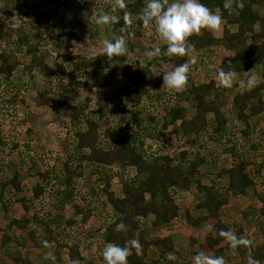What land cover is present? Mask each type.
Returning <instances> with one entry per match:
<instances>
[{
    "label": "rangeland",
    "instance_id": "1",
    "mask_svg": "<svg viewBox=\"0 0 264 264\" xmlns=\"http://www.w3.org/2000/svg\"><path fill=\"white\" fill-rule=\"evenodd\" d=\"M237 1L239 0H231L230 7L235 11L234 13L242 6L250 4V10L246 11L244 16L255 15L251 10L250 1L253 0L240 1L241 7ZM162 2L165 6L171 3L170 0H162ZM125 3L126 0H124V5ZM114 6H116V0H49L45 6L42 0H0V23L4 26V37L1 44L10 38L9 46H19L20 51L16 53H18L17 56L21 63L14 72L13 78L0 84V168L3 169L0 177L10 179L21 167L19 161L21 154L13 151L15 144H18L22 151H25L27 144L30 145L32 156L28 160L31 166L29 171H33L35 174L42 169L47 171L49 168L48 175L46 174L44 181L41 182L42 186H40L43 187L44 194L35 202V206L31 207V210L38 213L40 218L53 227L54 241L51 242L52 244L43 241L41 249L37 251L33 249L34 243H27L24 249V257H27L30 252L33 264H77V262L71 263L67 260L66 252L62 255V261H57L55 249L57 242L59 244L62 241L69 245H78L81 255L88 261H94V264H104L101 253L105 244L100 240L99 233L105 231L106 222L110 216L113 218L114 212L107 202L103 188L105 185L108 186L111 193L121 198L123 195L122 180L135 179L140 175H138V168L123 169L116 166L109 167L110 169L105 171L108 173L107 177L106 173L105 176L100 174L90 162L81 158V154L77 151L78 140L74 135L71 120L64 115L61 118L57 108L67 109L72 105H87V113L98 120V134L105 151L112 150L113 143L115 141L121 142L122 137H125L136 143L138 149L143 145L146 159H148L146 163L149 165L162 162V158H157L153 154L148 156L150 152L155 151L153 150L155 145L160 147L161 153L157 154L160 157L168 154V152L180 151L184 147V143L179 142L181 140L175 138L171 140L170 137L165 136L166 131L163 130L162 126L157 125L160 120L159 114L156 115L157 111L164 113L165 110L178 105L180 92H175L166 87L162 88L163 73L171 71L176 65L171 57L167 56V63L161 67L160 61L162 57H165L163 51L160 55L151 58L145 55L146 51L154 47H160L161 50L165 49L163 48L165 45L160 41L154 27L132 29L136 49L129 57L128 62L135 70L142 72L143 77L142 80L138 81V84L140 88L142 87L141 89L145 88L146 92V94L140 93L142 101L135 105L136 112L130 111L131 107L125 105L123 97L114 95V91L118 87L125 85L121 73L105 89L89 92L86 88H82L83 90L81 89V92L77 94L69 92L70 85L58 74V67L63 62L62 58H58V55L64 52L70 56H79L80 59H77V62L82 59H106L101 41L103 39L112 40L116 36L109 32L111 25H98L96 18L102 12H107L117 16L118 20L124 7L119 8L117 6L113 12ZM260 11V15L263 16L264 4ZM218 13L222 17V23L218 28L220 31L210 32L202 29L199 34H196L200 38H194L196 39L194 42L201 44L200 49L195 50L190 47L186 53L189 59H195V63L190 64V70L194 68L193 74L197 81L208 80L212 76L217 77L218 68L215 67L219 64L215 62L221 56L215 47L218 45L223 47L226 33L232 31L231 27H227L228 23L225 21L228 15ZM130 23L138 26L135 20ZM254 25V29L260 30L258 23ZM20 34H22L21 40L27 38V42L18 45L17 39ZM213 35L220 40H215ZM70 36L72 38L69 48ZM207 38L214 39L213 44L208 45L210 47L204 45V42L208 40ZM34 58H36L35 61H33ZM46 66L50 68V71H44ZM66 66L68 71L71 70L68 63ZM228 67H224L225 70ZM253 70L255 71V69ZM1 81L2 79H0V83ZM43 91L48 92L46 99L50 102L49 106H44L39 96ZM192 103L189 102L188 104L190 105L189 111L193 108ZM100 108H103L102 112ZM151 117L157 118L153 121ZM29 127H31L32 133H30ZM167 134L172 135L173 133ZM37 136L45 138L47 142H50L49 145L46 146L45 141L43 145H38ZM37 156L47 157L49 159L47 161L48 166L38 163L36 161ZM68 169L72 170L73 174L75 173L71 184L65 183V178L69 175ZM29 171L21 172L22 177H25ZM30 176L32 177L33 174L31 173ZM29 180L28 178L27 183ZM30 181V184L34 183L33 180ZM8 191L5 194V199H12L13 194ZM175 194L178 200L184 198L183 200L186 201L188 199L184 192L181 194L175 192ZM17 203L19 205L16 208V216H19L22 208L21 203ZM75 204L82 210L80 216L76 215ZM180 207L183 210L181 215L185 219L186 208H184V203H181ZM89 209H94V211L92 210V216L85 221L83 218ZM13 212L15 215L14 209ZM201 217V215H197L194 218L200 219ZM258 217V214L250 213L247 230H243L244 227L237 228L233 233L241 239L243 237L244 239H251L256 235L254 241L260 240L262 242L264 223ZM72 221L75 222L70 224L69 222ZM151 221H153L152 216L142 221L143 227L148 229L144 232H148V239L150 240L153 239L150 232L153 231V237H160L165 235L167 231H174L177 225L176 223L174 228L169 229L164 226L159 229H152ZM179 223L183 225L182 222ZM179 223L178 227L181 230ZM207 226L208 228L204 227V230L200 229L197 232L198 240L193 238V244L196 241L199 243L206 237L207 229L208 231L211 229L209 224ZM252 226L258 228L260 232L258 234L253 233V228L250 230ZM24 236L27 238L26 234ZM190 252L194 254L193 250ZM190 252L174 251L172 254L175 259L173 261L192 264ZM236 253L235 248L227 249L225 264H248V260H243ZM1 254L5 256L3 251H0ZM158 255L159 251L150 250L147 261ZM0 264H15V262L5 257L0 261ZM258 264H264V260L258 261Z\"/></svg>",
    "mask_w": 264,
    "mask_h": 264
},
{
    "label": "trees",
    "instance_id": "2",
    "mask_svg": "<svg viewBox=\"0 0 264 264\" xmlns=\"http://www.w3.org/2000/svg\"><path fill=\"white\" fill-rule=\"evenodd\" d=\"M49 0H42L43 5H47ZM205 1L206 0H202ZM223 7L225 1H217ZM146 0H126L124 10L121 17L109 28V32L115 35L116 38L120 35H124L126 39L127 51L121 56H114L112 61L106 59H80L79 56H70L67 53L58 55V58H62L63 62L58 67V74L66 80L69 86L70 93H80L82 88H86L89 92H94L96 89H105L109 87L113 80L121 73L125 85L118 87L114 91L116 97H123L125 105H130V111H137L135 105L141 102V92H145V88L141 89L138 81L142 80L143 74L140 70H135L128 62L129 57L136 49V43L133 37V30L140 27L143 29L142 23L138 14L145 6ZM252 3L263 7L264 0H253ZM246 11H241L240 17L230 15L227 19L228 24H237L238 32L230 35L227 42L236 41L239 42L241 47L240 53L232 61V64L228 67L227 71L242 72L247 70L252 65L261 64L264 61V17L259 18L255 15L244 16ZM128 14L129 22L124 33H120L119 29L124 26V15ZM137 21V25H131V21ZM255 22L259 23L260 32L255 33L253 25ZM133 29V30H132ZM4 26L0 23V84L8 82L13 78L14 72L21 64L19 57L17 56L20 51L19 46H9V39L3 41ZM22 34L17 39V44H24L26 40H21ZM71 38L69 40L68 47L71 45ZM250 40L248 46L245 45L247 40ZM193 42V37L188 38V44ZM29 43V42H28ZM164 46L163 48H165ZM165 49L162 51L164 52ZM36 58L33 59L35 61ZM176 65L185 62L187 60V54L183 57H173L172 59ZM37 62V61H36ZM66 63L69 64L71 70L68 71ZM167 63V56L162 57L160 66L163 67ZM44 71H50L49 67H45ZM264 75V74H263ZM73 87V88H72ZM263 89V82H259L256 85L255 90L247 92L244 96L238 95L235 98L234 105L239 109V117L242 120H246L250 116L257 115L264 111V103L262 101L261 90ZM83 90V89H82ZM215 90L218 94L221 93L224 88L220 87L216 80L213 78L207 81H195L191 74H188V79L184 89L179 93L178 105L165 110L164 113L157 111L160 120L157 125H161L163 130H167L169 126L180 122L181 128L185 136L195 134L202 136L206 132L207 119L204 117L206 112L215 110L214 103L209 104L206 100L208 94ZM48 92L43 91L39 94L44 106H49L50 102L47 98ZM194 98L197 102L200 112L197 116L191 119L189 122L183 117L184 102ZM251 98H257L258 103L249 107V114L246 115L245 109L248 107L247 102ZM213 104V105H212ZM87 105H72L67 109L61 107L57 111L59 115L68 117L74 128V135L78 140L77 150L79 153L84 149L89 150L88 155H83L84 160L90 162L94 168L100 174L108 173L106 170L109 167L116 166L123 169L131 167L138 168L139 177L135 179L122 180L123 195L121 198L115 196L114 193L109 191L108 186H104L103 193L107 198V202L114 212V216H110L107 220V226L105 231L99 233L100 240L106 245L107 243H114L121 247L127 246L130 251L127 258V264H191L181 263L178 261L169 260L166 254L173 252L174 246L172 239L169 235L153 237L152 232L150 235L153 239H148V230L143 227L142 221L148 216L153 215L155 220L152 224V229H159L161 227L174 228L178 217L179 207L175 203L173 192L176 188L191 189V179L197 176V166L201 164L203 160H197L190 163L188 169L183 165H176L175 158L170 155L165 156L162 162L156 165H149L146 163L145 150L143 145L141 148L135 145L125 137H122L121 142H114L112 150L105 151L104 145L101 142L98 134V120L92 118L87 113ZM103 108H100L102 112ZM207 110V111H206ZM206 111V112H205ZM161 114V115H160ZM157 117H151L153 121ZM222 116L217 115V120ZM223 122H219V125ZM30 145L27 144L25 151L20 150L18 144L13 145V151L20 152L19 157L20 165L18 171L10 179L7 177H0V213H3L4 218L0 221V251L6 254V257L11 258L15 264H31L28 258H24V249L27 243H33L36 240V231L33 229L30 219H16L14 217L13 207L14 202L12 199H5L6 190L9 188L11 194L22 190V182H20L21 172H26L31 169L28 160L31 158L32 149L30 152ZM4 153V152H3ZM19 154V153H18ZM181 158L186 159L187 153L181 152ZM49 156V155H48ZM150 156V155H149ZM38 163H42L48 166L47 157H36ZM35 160V159H34ZM189 164V161L188 163ZM242 162L235 164L230 170L227 171L229 176V186L225 188H215L214 186H201L198 184L197 190L205 195V201L200 205V209H206L207 215L197 219L194 224L198 225L202 221H206L210 227L211 232L207 236L206 241L201 246V250L204 252H213L214 256H223L224 260L227 256V249L230 243L219 235L221 230L234 231L238 225L224 222L222 215L224 214L225 206L228 205L231 199L236 198L246 193V189L254 184L255 178L258 175V170L251 169L249 171L244 170ZM184 170V171H183ZM3 169L0 168V174ZM49 168L44 174H39L44 177L48 174ZM69 175L65 178L66 184H71L75 173L68 169ZM44 175V176H43ZM13 190V191H11ZM37 197H41L44 191L37 194ZM258 202L261 203V207H255L251 205L250 212L259 215V220L264 223V195H257ZM22 202V200H21ZM26 210L31 208L26 202H22ZM76 215L80 216L82 210L78 205H74ZM94 211V209H92ZM91 209L87 210L86 216L83 220H87L93 214ZM186 214L189 220H192L189 211L186 210ZM116 216V217H115ZM33 221L39 226H44L45 229V241L46 243L53 242L54 229L42 218L35 216ZM75 221L69 222L73 224ZM123 222L126 225V230L117 232L115 230L116 224ZM169 232V231H167ZM27 235V238L24 235ZM136 239L140 243V249L137 251L132 247L130 241ZM80 247L76 244L69 245L67 242L62 241L56 245L57 260L61 261L62 255L67 254V260L71 263L77 264H94V261H88L80 253ZM150 250L159 251L157 257L147 261V255ZM239 256L247 261L249 257L254 260H264V244L257 246L254 241H247L241 245L235 247ZM4 255H0V261L3 260Z\"/></svg>",
    "mask_w": 264,
    "mask_h": 264
},
{
    "label": "crops",
    "instance_id": "3",
    "mask_svg": "<svg viewBox=\"0 0 264 264\" xmlns=\"http://www.w3.org/2000/svg\"><path fill=\"white\" fill-rule=\"evenodd\" d=\"M170 1L172 2V0ZM217 1H225V0H206L205 3L204 1L200 0V2L203 3L205 6H207L211 11L220 12L222 14L226 13L228 17L230 15H234L235 17H240L243 16L241 15L242 14L241 11L250 10L249 9L250 4L241 7L240 1L242 0L237 1L241 9L238 8L239 10L238 9L236 10H238L240 13H237L238 11L234 13L235 11H233L231 7L223 10L222 6ZM250 2L252 8L251 10L255 14V16L259 18L264 17V15L263 16L260 15L261 14L260 10L262 7L257 5L256 3L255 4L252 3V1ZM256 6H258V8H255ZM225 21L226 23H228L227 20ZM227 27H231L232 31H228V33H226L225 35L226 39L224 36L225 45L223 47L225 50L220 45H218V47L214 46L215 49L217 48V50L219 51L221 57L218 61L216 60V62L212 61L219 64L218 65L219 67L217 66L215 68L223 69L225 72H227V70H225L224 67L230 66L232 64V61L235 59L236 56H238V53H240L241 50L240 47H242L240 46L239 42L236 41H232L230 43L227 42L228 37L230 35L236 34L238 32V25L227 24ZM254 28L255 25H253V29ZM254 32L258 33L260 32V30L254 29ZM192 37H193V42L191 41L189 44L195 50L197 48L199 50L201 44H198V42H194L196 40L194 38H200V37L197 36L196 34L192 35ZM213 38H215V40H220V38L215 37V35H213ZM207 39L208 40L207 42L206 41L204 42L205 43L204 45H206V47H210L208 45L213 44L214 39L213 40H211L210 38ZM249 43L250 40L248 39L247 42H245V45L248 46ZM214 52L216 53V51ZM137 59L140 60V58ZM172 59L173 57H171V60ZM188 59L189 58L187 55V60ZM253 69H255V71ZM260 71L261 73H259ZM193 73H194V68L193 70H190L188 74H191L193 79L196 81L197 79L195 78V75ZM233 73L234 75L231 79L230 86H221L219 84L217 77L214 76L210 77V79L213 78L214 80H216L217 84L220 87L224 88V90H222L220 94H218V92H216L215 90H212L206 97L207 102L209 104L214 103L215 106L214 111L212 110H210L209 112L207 110H206L207 112L205 111L206 114L204 115V117L207 119L206 132L202 134V136H197L195 134H190L185 136L181 128L180 122H177L174 125L169 126L167 130H165L166 131L165 136H167L168 138L170 137L171 140H174L173 138H175L176 140H181L179 142L181 143L183 142L184 147L180 151H176L172 153L168 152V154L162 155L161 157L159 155H156L157 158H162V159L165 156L170 155L172 158H175L176 165H180L181 163V165H183V167L186 169H188L190 163L195 162L197 160H203L201 164L197 166L196 169L197 176H194L191 179V189H181V188L175 189V192H178L179 194H181V192H184V194L188 196V199L185 197L187 199L186 201L183 200L184 198L178 200L176 198L175 192H173L174 199L180 201V202L178 201L175 202L179 207L178 217L176 220L177 225L175 224L176 227L174 231L171 232L169 231L165 233V235H169L172 239V244L174 246L173 252L174 251L176 252L177 250L185 251V252H190L193 250L194 254H197L199 252H204L201 250V246L206 241L207 236L212 231L211 229L209 231L207 229L206 237L203 238L199 243L197 241L194 244L192 243L193 238L198 240V237H196V235L198 234L197 232H199L200 229L204 230L205 229L204 227L208 228L207 226L208 223L206 221H202L198 225L194 224V222L197 220L194 218L195 216L201 215L202 217H204L205 215H207L206 209L199 208V205L203 201H205V195L197 190L198 184L201 183V186H207V187L214 186L215 188H219V189L228 187L229 176L227 175V171L230 170L235 164L242 162L245 168L244 169L245 172L251 169H255L258 170L259 173L255 178L254 184L246 189V193L244 195H240L236 198L231 199L228 205L225 206L226 208L224 210V214L222 215L223 221L231 224L236 223L238 225L237 228L244 227L243 230H247L248 221L251 213L249 207L251 205H254L255 207L258 208L261 207V203L258 202L257 195L258 194L264 195V111L257 115L250 116L246 120H242L239 117V109L235 107L234 101L238 95L244 96L245 94H247V92L255 90L257 83L263 82V89L261 90V95H262V101L264 103V75H263L264 61L261 64L252 65L247 70H244L242 72H233ZM253 77H254V82L251 87H248L246 84L245 85L241 84V81H246L247 79ZM202 81H207V79ZM237 85L239 87H236ZM189 102H193L192 103L193 108L190 109V111H189L190 105H188ZM257 103H258L257 98H251L249 102H247L248 107L245 109L246 115L249 114L250 111L249 107L254 106ZM199 112L200 110L194 98H191L184 102L183 117L185 118L186 121L189 122L191 119L195 118ZM217 115L222 116V118L220 120L219 119L217 120ZM60 117L62 118V115H60ZM221 121L223 122V124L219 125V122ZM29 128L31 130V127ZM170 132H172L173 134L168 135L167 133L170 134ZM30 133H32V130L30 131ZM37 139L39 143L38 145H43L44 141H45L44 144H46V146H48L50 143L47 142L45 138L43 139V137L41 136L40 137L37 136ZM181 152L187 153L186 159L181 158L180 155ZM80 154L82 158L83 155L89 154V150L84 149L83 151L80 152ZM188 161L189 164H187ZM30 172L31 171H29V173H27L25 177H22L23 175H20L19 178H20V182H22V187H21L22 190L15 192L11 198L14 202H16V204L13 207V209L15 210L14 217L16 219H30L32 227L36 231L35 232L36 240L33 242L34 243L33 249L37 251L41 249L42 242L45 241V229L44 226L40 227L39 224H36V222L33 221L34 215L39 217L38 213L32 212L31 208L29 210H26L22 202H26L28 205H31V207L35 206V202L39 199V197H37L35 193L39 194L43 191L42 189L43 187L41 188L40 186H42L41 182L44 181V178L46 176L43 175L44 177H42L39 175L41 173L44 174L45 171H43V169L42 171H39V173H35V174L32 171L31 172L33 174L32 177L30 176L31 174ZM28 178L30 180H33L34 183L30 184L31 182L30 180L27 183ZM8 190L9 188L6 190V193ZM8 192H10V190ZM17 202L21 203L20 205L22 208V211H20L19 216H16L17 213L16 208L19 205ZM181 203H184V208H186V210L189 211L192 220H189L186 211L185 214L183 213L186 218L184 219L182 217L181 212L183 210L180 207ZM151 216L153 217V221H151L150 223L152 225L155 220L154 216L150 215L147 218ZM3 218H4L3 213H0V221H2ZM179 222H182L183 225L180 224ZM178 223L181 227V230H179ZM237 228H235L233 232H235ZM252 228H253L252 231L253 233L256 232L258 234L260 232L258 231L259 230L258 228L253 226L250 227V230ZM255 237L257 236L254 235L251 239H247V238L244 239V237L242 239L245 243L247 241H254ZM254 242L256 243L257 246L262 245L264 243V235L262 238V242L260 240L259 241L256 240ZM230 247L231 246H229L228 249ZM204 253L208 255H214L213 252H204ZM168 254H166L167 257ZM190 254L193 257L194 254H192L191 252ZM190 254L189 256L190 258H192ZM4 257H6V254ZM24 258H28L31 264H33L32 263L33 260L31 259L32 257L30 256V252L28 253L27 257ZM56 259H57V254H56ZM39 261H42V259H39ZM61 261H62V257H61Z\"/></svg>",
    "mask_w": 264,
    "mask_h": 264
},
{
    "label": "clouds",
    "instance_id": "4",
    "mask_svg": "<svg viewBox=\"0 0 264 264\" xmlns=\"http://www.w3.org/2000/svg\"><path fill=\"white\" fill-rule=\"evenodd\" d=\"M231 0H225L223 7L228 9ZM123 8L124 0H116V7ZM142 26L145 29L153 28L157 33L160 41L166 46L163 54L168 57H183L190 50L191 45L188 44V38L194 34H199L202 29L207 31H215L222 23V17L218 12L211 11L200 0H172L167 6L162 0H146L145 6L138 14ZM117 21V16L102 12L96 18L98 25H111ZM129 22L128 14L124 15V26L119 31L124 33ZM104 56L109 61L113 60L114 56H121L127 51L126 39L124 35H120L115 39H103L101 41ZM160 47H154L146 51L148 57H155L161 54ZM195 63V59L191 58L185 62L173 66L171 71L163 73V86L175 92H181L188 79L190 64ZM234 73L232 71L225 72L223 69H218L217 78L221 86H230L231 79ZM254 82V77L246 81H241L242 85L251 87ZM115 230L120 232L126 230V225L123 222L116 224ZM221 237H224L230 246L235 248L244 243L243 239L238 238L232 231L221 230ZM133 248L137 251L140 249V243L136 239L130 241ZM130 249L127 246L121 247L114 243H107L102 249V257L104 264H127V258ZM169 260H174L175 256L172 253L168 254ZM192 264H225L223 256H212L199 252L192 257ZM248 264H258L256 260L249 257Z\"/></svg>",
    "mask_w": 264,
    "mask_h": 264
},
{
    "label": "built area",
    "instance_id": "5",
    "mask_svg": "<svg viewBox=\"0 0 264 264\" xmlns=\"http://www.w3.org/2000/svg\"><path fill=\"white\" fill-rule=\"evenodd\" d=\"M153 150H155V151H154L155 153H154V152H152V153L150 152V153H149V152L147 151V152L149 153V155L153 154V155L156 156L157 154H160V153H161L160 147L157 146V145H155V148H154ZM157 152H159V153H157ZM149 155H148V156H149Z\"/></svg>",
    "mask_w": 264,
    "mask_h": 264
}]
</instances>
